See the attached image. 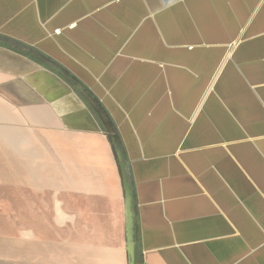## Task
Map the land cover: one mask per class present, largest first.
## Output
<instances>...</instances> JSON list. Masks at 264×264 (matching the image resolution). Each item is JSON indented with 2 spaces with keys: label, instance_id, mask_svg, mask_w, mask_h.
Here are the masks:
<instances>
[{
  "label": "crops",
  "instance_id": "0c3cea01",
  "mask_svg": "<svg viewBox=\"0 0 264 264\" xmlns=\"http://www.w3.org/2000/svg\"><path fill=\"white\" fill-rule=\"evenodd\" d=\"M0 35L23 264H132L113 128L135 264H264V0H0Z\"/></svg>",
  "mask_w": 264,
  "mask_h": 264
},
{
  "label": "rangeland",
  "instance_id": "374dc122",
  "mask_svg": "<svg viewBox=\"0 0 264 264\" xmlns=\"http://www.w3.org/2000/svg\"><path fill=\"white\" fill-rule=\"evenodd\" d=\"M26 55H32L29 50L23 51ZM35 52V51H34ZM35 55V54H33ZM32 55V56H33ZM40 63L41 60L34 57ZM60 72L61 69L56 67ZM15 150L0 134V263L23 264L22 260V235L28 228L22 227L17 165L11 163V156H15ZM43 199L41 198V202ZM6 240H9L7 243ZM5 244L6 248L1 249Z\"/></svg>",
  "mask_w": 264,
  "mask_h": 264
},
{
  "label": "water",
  "instance_id": "95a60500",
  "mask_svg": "<svg viewBox=\"0 0 264 264\" xmlns=\"http://www.w3.org/2000/svg\"><path fill=\"white\" fill-rule=\"evenodd\" d=\"M0 43L4 45H9L13 49L19 48L22 50H29L27 45L18 42L13 41L11 39H8L4 37L3 35H0ZM38 56L41 59V62L44 66L50 67V68H56L57 64L51 60L49 57L45 56L44 54L37 52ZM67 81L73 85L75 88L80 89L82 88V84L79 83L77 79L74 77H66ZM109 125H113L112 121L109 120ZM111 134V140L112 145L115 147L116 154L118 157V162H120L121 167V173L122 178L124 181V194H125V210H126V226H127V239L130 244V255L132 257V264H135L136 257L134 255V247L136 244L135 238H136V232H137V225L135 224L136 219V210L134 206V179L131 176V170L129 162H127L126 157L124 155V147L122 146V143L120 141V137L118 132L115 128H113L110 132Z\"/></svg>",
  "mask_w": 264,
  "mask_h": 264
},
{
  "label": "flooded vegetation",
  "instance_id": "af4514ba",
  "mask_svg": "<svg viewBox=\"0 0 264 264\" xmlns=\"http://www.w3.org/2000/svg\"><path fill=\"white\" fill-rule=\"evenodd\" d=\"M39 59H40V57L38 56V55H36ZM41 60V59H40Z\"/></svg>",
  "mask_w": 264,
  "mask_h": 264
}]
</instances>
